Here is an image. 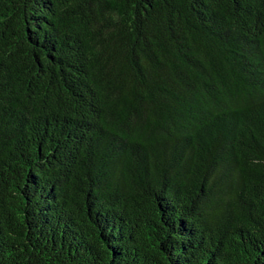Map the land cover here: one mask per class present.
Segmentation results:
<instances>
[{
    "label": "trees",
    "instance_id": "obj_1",
    "mask_svg": "<svg viewBox=\"0 0 264 264\" xmlns=\"http://www.w3.org/2000/svg\"><path fill=\"white\" fill-rule=\"evenodd\" d=\"M0 264H264V0H0Z\"/></svg>",
    "mask_w": 264,
    "mask_h": 264
}]
</instances>
